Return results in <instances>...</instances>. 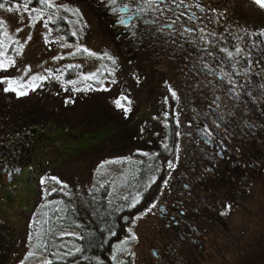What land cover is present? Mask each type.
I'll return each instance as SVG.
<instances>
[{
	"label": "rangeland",
	"instance_id": "rangeland-1",
	"mask_svg": "<svg viewBox=\"0 0 264 264\" xmlns=\"http://www.w3.org/2000/svg\"><path fill=\"white\" fill-rule=\"evenodd\" d=\"M33 1L35 5L30 6V8L39 7L43 9V15L38 20L31 19L37 13L25 11L23 4L13 3L0 7V24L2 26L0 52L3 53L0 55V60L12 59L15 61L7 70H0V77L7 76L16 79L18 83L27 86L24 90L28 92L27 95L18 97L14 92H4L2 89L7 85L0 84V92L4 94V97L0 99L9 104L8 95L12 101L14 99L22 102L19 105H10L11 107L15 106L13 107L15 109L18 107L30 108L29 105L39 110L42 106L51 109L64 106L65 109L62 112H58L56 109L53 113L54 121L48 120L35 127L36 131L34 134H30L28 138L32 141L36 136L39 138V142L25 156L24 152H21L25 160L21 165H18L19 169L13 166H6V168L0 166V264H21L22 261L23 264H46L47 258L40 250L37 230L39 223L43 221L41 207L45 205L46 196L50 190L56 189L61 192L64 187H67L66 189L70 188L75 193L85 194L96 183L102 184L104 179H114L122 174L123 166L121 167V165L124 162H130L132 159L127 155L128 152L118 154L117 151L119 148L128 145L131 139L137 137L141 131L143 136L140 137L139 141L144 142V144L149 142L155 145L164 140L159 136L163 131L160 114L166 110V103H164L166 96L157 87H153L154 90H148L147 81L150 80L152 83V81L156 82L157 79L155 77L148 79V74L143 73H148V70L140 62V58H134V61L130 62L128 70L118 68V61L112 55L114 50L118 51L117 45L101 34L103 28L95 25L96 18L92 14V9L83 0H78V3L77 0H54L56 5H61V2H64L72 9L71 12L64 15L68 21H77L79 17L82 21H80L79 26H76L78 28H75V31L69 30L51 40L48 35L50 27L47 23L48 17L54 18L55 15L49 11L53 13L58 8L40 5L36 0ZM207 1L210 8L214 6L216 9L217 14L214 13L213 21L217 24L220 32L224 27L227 33L233 31L236 34L237 44H239L235 48L229 45L224 46L221 53L222 59L220 56V62L213 63V67H217L215 72L224 74L226 77L224 80L217 78L220 84L218 83L219 88L216 89L222 92L227 90L233 95L237 94L239 102H241V95L245 96L244 98L249 101L246 104L248 108H253L255 96L264 108V88L261 87L264 85V38L259 45L254 35H257L260 30L264 31V10L258 8L253 0ZM8 8H12L13 11H8ZM169 14H171L169 11L164 15L160 13L158 17L160 20H164L167 15L170 16ZM210 19L211 17L208 18V21ZM17 29L22 30L17 31ZM5 32L7 35H4ZM240 32L242 34L241 40L237 39ZM159 35L164 41H167L168 38L163 36L162 32ZM162 39L160 38L157 47L151 50L154 57L158 46L163 41ZM259 48L263 49L261 54H257ZM84 49L88 51H84ZM159 49L163 52L162 54L157 52L160 55L156 58L162 60L160 67L168 68L167 77L164 79L171 85L172 91H176L174 87L180 88L178 85L175 86L180 82V75L176 72L177 67H175L176 70L171 68L170 63L173 62H170L164 54L169 53L170 49L163 45ZM238 49L239 53L244 52L241 56L243 61L238 57L239 53L236 52ZM228 52L233 53V55L228 56ZM105 67L111 69V74L108 76L103 74L105 78L101 79L105 82H102L104 84L101 86L97 84L96 80L99 78V72H102ZM71 68H73V74L66 78L65 71ZM78 69L86 77L92 73L96 74L92 79H84L95 84L88 93L79 88L78 82H80L79 75L81 72L77 73ZM40 76L46 77V79H33ZM255 79L257 80L255 81ZM165 80L161 79L160 81L165 82ZM196 80L199 83L200 78ZM69 81L75 83H69ZM33 84L36 85L34 90L31 88ZM196 86L195 82L185 86L181 84L183 90L180 93L184 105L177 103L173 109V111L178 112L174 122L179 125V137L174 146L177 157L171 162L172 166L169 167L168 184L165 185L167 187L178 179L184 180L185 174H188V177L189 175L201 177L200 183L203 184L201 185L203 187H215L221 184L220 179L227 180V174L224 172L228 167H231L232 171L237 170L240 173L239 176L243 177L242 170L251 172L254 170L251 168L256 167L257 169L255 158H264V110L261 112V116L257 118L258 137H252V135V141L242 140L241 143L237 141L236 134L233 133L234 141L232 140L228 144L232 147V151H236L235 157L215 156L214 150L199 140L198 136L195 135L194 137V134L192 136L187 134V131H191L192 123H197V126L194 125L195 130L205 134L207 129L212 133V122L215 119L205 111V102L210 104L209 107L212 108L213 106L215 110L220 109V102L216 101V106L213 103L214 94L212 97H210L211 94H208V98H205L204 95L199 96V90ZM97 87L102 89H96ZM67 90L69 93H66ZM119 92H122L131 101L130 105L124 101L125 106L130 109L128 114L132 110L135 114L141 109H147L142 113L139 112L140 119L134 121L125 133L114 135L122 126V123H119L114 117L115 104L106 103L102 109L98 107L97 102L92 101L94 99L103 100L104 97L114 98V95ZM80 94L87 96V98L79 99L77 106H69L65 101H59L60 96L67 101L70 99L68 96L76 97ZM49 96L54 97L53 99L56 101H52ZM148 98L149 102L142 104ZM86 103L92 107H88ZM0 105L5 106L3 103ZM93 108H95L94 112L89 111ZM122 111L124 110L122 109ZM104 114H107L108 117L107 120L103 121L101 118L106 116ZM91 115L95 118L94 124H89L88 120ZM251 116L253 117V114ZM11 119L12 117L4 118L5 121ZM84 120L87 121L84 122ZM48 124L51 125L50 128H45ZM219 130L223 133L226 132L225 129L224 131L223 129ZM39 131H41L40 135H38ZM110 132L114 133L108 135L101 144L94 146ZM185 136H188L190 141L186 140ZM195 138L196 141H191ZM42 142L47 144L41 147ZM88 145L92 147L87 149ZM60 148L63 149L61 151L64 152V157L59 153ZM147 148L145 146L144 150ZM254 149L261 151L255 152L257 157L252 156ZM246 154L251 157L247 158ZM2 168L15 169L7 174ZM210 169H213L212 173ZM215 172H218L219 176L211 178ZM53 176L57 177L59 182L52 180L51 177ZM245 176L250 177L249 175ZM256 177V181L248 183L243 179L241 185L237 187L233 185V192L241 191L238 203L231 202L230 208L227 207L229 204H221L223 212H227L225 215L226 225L217 224L213 229L214 238L206 241V250L209 249L208 244L212 241L215 242V248L210 247V257L203 260L205 264H264V174ZM42 178H45L43 183H41ZM235 181L237 180L235 179ZM174 193L176 192L172 194ZM167 197L170 199L169 194ZM155 200L149 201L126 224L122 237L113 247L117 263L126 264L128 261L130 264H157L149 255L148 247V242L153 241L152 246L158 248L157 238L154 236L160 235L162 232L156 228L155 222L162 212L157 208L158 201L155 202ZM153 203H156V208L148 212L147 210ZM204 220H206V216ZM204 231L206 235L211 233L208 227ZM133 234L137 239H128L126 243L121 244L122 240H126Z\"/></svg>",
	"mask_w": 264,
	"mask_h": 264
},
{
	"label": "trees",
	"instance_id": "trees-1",
	"mask_svg": "<svg viewBox=\"0 0 264 264\" xmlns=\"http://www.w3.org/2000/svg\"><path fill=\"white\" fill-rule=\"evenodd\" d=\"M24 2L25 0H0V4L3 5H12L13 3L22 5L24 4ZM201 2L202 0H183V3L187 4V8L189 10L190 6L188 3H191L192 6L196 5L198 12L202 11L201 13L206 15L207 10L203 8L204 6ZM61 3V5H64L66 7H59L53 13L49 11V13L55 15V17H52V19L47 23V25L50 27L48 35L51 37V40L63 33L65 34V32L69 30L75 31L76 26H79L80 21H82L80 17L77 21H68V19L64 17V15L71 12L70 10L72 9L69 8L67 3ZM173 3H171L172 9L170 11L172 13L169 15L173 16L175 13L179 12L177 3H179L178 5L182 10L185 9L184 6H181L180 0H173ZM167 4H170L169 0H167ZM34 5L35 2L32 0L30 6ZM159 6H162V4ZM161 9L164 10V8ZM189 10H186V19L190 17ZM211 13L217 14L216 9H214V11H212ZM146 14L138 22L143 23V19H154L152 14ZM157 17L158 16L155 15V19ZM83 23L86 22L83 21ZM160 23L161 21L158 19V23L155 25L142 24L144 28L140 31L139 29H137V35L135 36V38L137 41L144 40L145 49H143L139 53H136L134 58H140V62L144 64L143 66L146 67L148 73H143L148 74V79L149 77H155L157 79L156 82L152 81V83L150 80L147 81L148 90H154L153 87H157L166 96L164 98V103H166V110L162 111L160 114L162 117L161 120L163 131L159 138H162L164 140L155 145H152V143L150 144L149 142H147V144H144V142L139 141L140 137L143 136L141 135V131L137 137L135 136L131 139V142L128 143V145L119 148V150L117 151L118 154H125L124 152H128L127 155L132 159L130 162H124L121 165V167L123 166V172L117 178H110L108 180L104 179L102 184L96 183L95 186L86 191L85 194L75 193L70 188L66 189L67 187H64L63 191L61 192H58L57 190H50L48 192L45 205L41 207V212H43L41 214V217L43 221L39 223V227L37 230L39 234L40 250L45 254L47 258L46 264H121L117 263L118 261L116 259H113V255H115L113 249L114 245L122 237L125 231L126 224L132 220L133 216L139 210L143 209L149 201L159 198L160 193L165 187L164 181L167 180V176L169 175V162H173L177 157L174 146L179 137V125H177L174 121L175 119H177L176 115L178 114V112L173 111V109L177 105V103H180L181 105H184V103L182 101V94L180 93L183 89L180 85V88L178 89V84H175L177 88H175L174 86L173 87L176 90V97H173L171 95V91L169 90V86L171 87V85L167 80L164 79L167 76L164 74V70L160 67L162 60L159 58H155L159 56L157 52H155V57L152 54L153 52H151L153 48L157 47V44L160 40L159 34L161 32L156 31ZM1 30L2 26L0 24V36ZM115 53L117 54V52ZM115 58L118 61L119 69L124 68L125 70H128V68L130 67V63H126V59H123L124 57L118 55V58ZM150 62L152 63L149 64ZM79 72H81L79 75L80 82H78L79 88H82L83 90H85V93H88L91 89H93L95 84H93L91 81L84 80V77L86 76L82 71L78 69L77 73ZM99 73V78L96 81L97 84L103 86L104 83L102 82L105 81H102L101 78H105V75L103 74H107L106 76H108V74H111V69L109 67H105L102 72ZM72 74L73 68L65 71L66 78H69V76H71ZM182 77L185 80L184 86L186 84L191 85V82L189 81L190 79H187L188 77H186V75L183 74ZM161 79L165 80V82L160 81ZM203 82H205V80H203ZM218 83V79L214 78V80L212 81V86L209 89L199 88L200 85L198 84L197 88L199 90V96L204 95V97L206 96L205 98H208V94H211L210 97H212V94H214L215 97L212 98L213 101L214 99L219 97V99H216V101L225 104V99H230V97L228 96V93L216 89L219 88ZM150 87L151 89H149ZM100 88L101 87H97L96 89ZM66 93H69L68 90L66 91ZM120 96H124V94L122 92H119L117 93V95H114V98L104 97L103 100L94 99L92 102H97L99 104L98 107L103 109L106 103L111 104L113 103L112 99L118 98ZM2 97H4V94L3 92H0V98ZM49 97L52 101H56L55 99H53L54 97ZM68 97L72 101L70 103H67L69 104V106H77V101L79 99L87 98V96L81 94L80 96L78 95L76 97H74L73 95H70ZM7 98L10 101L9 104L6 102H2L0 99V103H3L5 105L4 107L0 105V135L7 132V127L18 128L20 126H23L25 128L32 127L33 125H42V123H45L48 120L54 121L55 117L53 113L55 112V110L57 109L58 112H62L65 109L64 106H59L56 109L42 106L39 110L36 107L33 108L32 105H29L30 108L18 107L15 109L13 108L15 106L11 107L10 105H19L22 104V102H20L19 100L15 101L14 99L12 101L8 95ZM59 101L64 102L66 100L60 96ZM122 102L124 103V101ZM147 102H149V98L144 100L142 104ZM208 104L209 103L205 102L204 108H208ZM216 104L217 103H215L214 105L216 106ZM87 106L92 107L88 104ZM220 107H222V105ZM114 108L116 110L114 117H116L115 120H118L119 123H122L121 129L117 133L110 132L106 134L103 137L104 139H102L101 142L94 144V146H97L104 142L105 138H107L108 135H111L113 133L114 135L118 133L122 135L123 133H125L126 129L129 128L134 121L140 119L139 112L142 113L147 109H141L135 114L132 110L128 114V111H122V109L117 108L116 106ZM210 108L211 107H209L205 111L215 119L221 112L219 110H215L213 106L211 110ZM94 109L95 108L90 109L89 111L94 112ZM244 112L248 114L246 109H244ZM104 115L106 116H102L101 118L103 119V121L107 120L108 117L107 114ZM244 116L245 118H248L247 115ZM9 117H12L10 122L4 120V118ZM90 117L91 118H89L88 120L89 124H94V116L91 115ZM85 121L87 120H84V122ZM50 126L51 125L48 124L45 128ZM146 130L149 132L148 129ZM40 134L41 131H39L38 135ZM51 140L53 141L52 138ZM44 144L47 143H41V145ZM145 146L148 147L146 150H144ZM90 147L92 146L88 145L86 148L88 149ZM61 150L63 149L60 148L59 153L64 157V152H62ZM126 264L130 263L126 261Z\"/></svg>",
	"mask_w": 264,
	"mask_h": 264
},
{
	"label": "flooded vegetation",
	"instance_id": "flooded-vegetation-1",
	"mask_svg": "<svg viewBox=\"0 0 264 264\" xmlns=\"http://www.w3.org/2000/svg\"><path fill=\"white\" fill-rule=\"evenodd\" d=\"M83 1L91 7L92 14L96 18L95 25L103 28V33L101 34L117 45L118 51H110L112 52V55L117 52L114 57L118 58V55H120L121 57H124L123 59H126V63L134 61L135 54L145 49L144 40L137 41L133 36L132 31H129L123 25L119 24L117 16L113 14L110 7L104 3L103 0ZM169 1L170 4H167V0H165V3L172 9L171 3H173V0ZM121 2H125V0H121ZM207 2V0H202L201 2L204 6L203 8L207 10L206 15L201 13L202 11L198 12L196 5L192 6L191 3H188L190 6L189 10L187 4L180 2L182 7L184 6L186 10L190 11L189 18L186 19L187 11L185 9L182 10L178 5L179 3H177L179 12L175 13L173 16L167 15L164 20H160V17L156 18L161 21L159 27L161 25H167L172 21H176L172 28L165 27L164 32L162 33L163 36H166L168 39L167 41H164L162 37H160L163 41L158 46L156 52L163 53L159 49L161 45L170 49L169 53L164 54L168 57L170 62H173L170 63L171 68L176 70L175 67H177L176 72L180 75L178 86L185 84V80L182 77L183 74L188 77L187 79H190L189 81L191 83L195 82L197 85L199 84V88H211L214 79L213 77H215V79L218 78L224 80L226 78L225 75L215 72L217 67H213V63H219L220 56L222 59L221 53L224 46L229 45L235 48L239 45L235 38L236 34H234L233 31L227 33L224 27L222 32H220L217 24L213 21L214 14L211 13L215 8L214 6L210 8V4ZM159 7L164 8V10H162V15L169 11L163 4ZM147 13L149 14H145H152L154 19L155 15L158 16L160 14L152 10H149ZM122 14L125 15L126 19H130L131 23L136 24L135 31H137V29L140 31L144 28L142 25L144 23L138 22L139 20L132 16L131 11ZM177 17H179V19H177ZM209 17H211V19L208 21ZM183 29H192V31L190 33H183ZM261 32L262 30H260L257 35L254 34L259 45L261 44L260 42L263 41L262 38H264L260 35ZM237 37V39L241 40V32ZM173 39L175 40V43H172ZM261 50L263 49L259 48L257 54H261ZM243 53L244 52L238 54L240 59ZM241 61L243 60L241 59ZM161 69L164 70V74L167 76L168 68L165 69L162 67ZM251 70L256 73L253 68H251ZM171 76L175 78L173 75ZM199 78L200 80L198 83L196 79ZM203 80H205V82H203ZM256 80L257 79H255V81ZM226 93H228L230 99H225V104L220 103V106L222 105V107L218 110L221 113L215 118V121L220 124L219 129H223V131L226 129V132L223 133L213 125L212 135L209 136L206 132L204 134L195 130L196 128L194 125L196 124L197 126V123H192L191 131H187V134L189 136L194 134V137L195 135L198 136L199 140H202L208 144L210 149L214 150L215 156L231 158L236 154V151H232V147L228 144L229 142H232V140L234 141L233 138L235 136L233 133L236 134L237 141L241 143L242 140L252 141V135V137H258L257 118L261 116V112L264 108L259 104V99L255 98V96L253 99V103H255L253 108H248L246 104H248L249 101L244 98L245 96L240 94L242 97L241 102H239V96L237 94L233 95L227 90ZM207 106L209 107V104ZM207 109L208 108H206V110ZM244 109H246L248 114L244 112ZM230 112H234L235 116H229L228 114ZM221 114L225 117V120L223 121L218 118ZM251 114H253V117ZM244 115H247L248 118H245ZM35 127L36 125L25 128L23 126L18 128H6L7 134L4 133L0 135V166L5 168L6 166H13L16 169H19L18 165L23 163V160H25L24 156L29 153L30 149L34 147L37 142H39V138L36 136L32 141L28 138L30 134H34L36 131ZM187 137L188 136H185L186 140L188 139L190 141ZM194 140L196 141V138L191 141ZM257 150L258 149L252 150L254 153L252 156L257 157L255 154ZM22 151L24 152V156L21 155ZM246 157L249 158L251 156L246 154ZM254 161L256 162L257 169L256 167H253L251 169L254 170L251 172L248 170H242L243 177L239 176L240 173L237 170L232 171L231 167H228L224 172L227 174V180L219 178L221 184H218L215 187L212 186L214 188L201 186L203 185L200 183L201 177H193V175H189L188 177V174L183 176L184 180L178 179L173 184H170L169 187L165 186L160 193L159 198L155 200V202L158 201L157 208L161 209L162 207L165 211L159 215V219L155 222L156 228L162 231L160 232V235L154 236V238H157L156 243H158V248L152 246L153 241L148 242L149 255L152 256V260L157 264H205L203 260L210 257V247L215 248V242L212 241L208 244L209 249L206 250V241L214 238L215 234L213 229L217 224H222L223 226L226 225L225 215L227 212H223L224 210L221 208V204L230 205L231 202H239L241 191L233 192V185L236 187L241 185V180L243 179L248 183L256 181L257 175L264 174V158L258 157L255 158ZM5 168L2 169H4L7 174L15 169ZM210 170H212V173L213 169ZM245 175H249L250 177H246ZM218 176L219 173L215 172L211 178H216ZM211 178L210 181H212ZM235 179L237 181H235ZM225 183L229 186L226 187ZM186 185L188 187H185ZM173 192L176 193L172 194ZM167 194H169L170 199L167 197ZM205 216L206 220H204ZM206 227H208L210 229L209 232H211L208 235H206V232L204 231Z\"/></svg>",
	"mask_w": 264,
	"mask_h": 264
},
{
	"label": "snow or ice",
	"instance_id": "snow-or-ice-1",
	"mask_svg": "<svg viewBox=\"0 0 264 264\" xmlns=\"http://www.w3.org/2000/svg\"><path fill=\"white\" fill-rule=\"evenodd\" d=\"M36 2L40 5H46L48 7H66L64 5H56L54 3V0H36ZM104 3H106L109 7L110 10L113 12V14H115L117 16L118 22L119 24L123 25L126 29H128L129 31H132L133 36L135 37L137 35L135 29H136V24L131 23L130 19H126L125 15H123L122 13H125L127 11H131L132 16L136 17L138 20L142 19L144 14L147 13L149 10H152L154 12L157 13H161L162 14V9L159 7V5L163 4L165 8H167L169 11H171V8L165 3V0H125V2H121V0H103ZM181 3H183V0H180ZM32 3V0H25L24 4H23V8L25 11H31L34 13H37L36 16L31 17L32 20H38L40 19V17L43 15V9L39 8V7H29L30 4ZM253 3L260 9L264 10V0H253ZM3 4H0V7H3ZM199 6V5H198ZM8 11H13L12 8H8ZM78 11V10H77ZM49 20L52 19V16L48 17ZM177 19H179V17H177ZM176 21H172L171 23L167 24V25H161L160 27H158L156 29L157 32H164L165 27L167 28H172L173 24H175ZM143 23L145 25H155L158 23V19H143ZM22 29H17V31H21ZM192 31V29H183V33H190ZM182 33V34H183ZM4 35H7V33L5 32ZM73 35H75V33H73ZM170 35V34H169ZM260 35H264V31H262L260 33ZM30 38V37H29ZM203 38V37H201ZM172 43H175V40H172ZM0 44H2V42H0ZM22 47V46H21ZM84 51H88L87 49H84ZM239 51V49L237 50ZM0 55H3L2 52H0ZM107 55V54H105ZM233 53L228 52V56H232ZM109 59H112L111 57H109ZM115 62V61H113ZM15 63L14 60L12 59H6V60H0V70H7V68L9 66H12ZM95 73L90 74L89 76L85 77V79H92L95 77ZM35 79H40V80H44L46 79V77L40 76V77H34ZM115 82V81H113ZM69 83H75L74 81H69ZM0 84H6L7 86L4 87L2 90L4 92H14L18 97L20 96H24L27 95L28 92L26 90H24L27 86L21 83H18V81L16 79L4 76V77H0ZM36 87L35 84L31 85L32 90H34ZM262 88H264V85H261ZM105 91H107V89H104ZM169 90L171 91V95L173 97H176V92L172 91L170 86H169ZM232 91H235V89H232ZM217 100L219 99V97L216 98ZM122 101H127V103L130 105L131 101L128 99L127 96H120L118 98H116L113 103L115 104V106L117 108L123 109L125 112L129 111L130 109L128 107L125 106V103H123ZM72 102L70 99L65 101V103H70ZM213 103H216V100L213 101ZM217 107H219V105H217ZM229 116L234 117L235 113L234 112H230L228 114ZM220 120H225V117L223 114H221L219 116ZM213 125L215 126V128L219 129L220 128V124L216 123V121L214 120ZM226 131V129H225ZM206 134L211 136L212 133L210 131H207L206 129ZM146 155V154H145ZM172 164L171 162H169V167H171ZM45 178L41 179V183L44 182ZM52 180L54 181H58V178L53 176L51 177ZM59 182V181H58ZM164 184L167 185L168 181L165 180ZM185 187H188L187 185ZM56 189H53V191H55ZM228 208L231 207V205L227 206ZM153 208H156V203H153L150 208L147 210L148 212H151ZM161 212L165 211L164 208L160 209ZM129 232H131V229H129ZM128 239L131 240H135L137 239V237L133 234L130 237H127L126 240H122L121 244L126 243V241ZM79 251V249H78ZM120 251H123V249H120ZM134 255V253H133ZM113 259H116L115 255H113ZM21 264H23V261L21 262Z\"/></svg>",
	"mask_w": 264,
	"mask_h": 264
}]
</instances>
